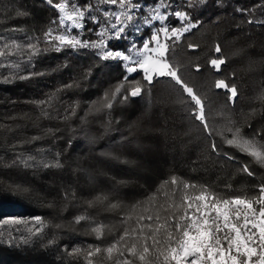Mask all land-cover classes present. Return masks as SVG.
<instances>
[{
  "label": "trees",
  "instance_id": "obj_1",
  "mask_svg": "<svg viewBox=\"0 0 264 264\" xmlns=\"http://www.w3.org/2000/svg\"><path fill=\"white\" fill-rule=\"evenodd\" d=\"M12 3L28 11L30 16L15 18V11L9 10ZM238 8L248 10V15H241ZM194 14L203 21V27L195 35H189L180 50L185 62L201 65V74H190V78L205 88L214 87L216 79L230 83V74L235 71L241 96L232 119L244 135L264 129V104L256 99L264 82V28L246 24L249 18L264 19V0H205L197 4ZM55 16L45 0H0V36L5 40L16 39L20 34L11 29L21 27L29 33L42 32ZM236 25H241L242 30H237ZM86 38L96 39L91 33ZM217 42L229 58L223 74L207 66L211 58L220 55L213 51ZM112 43L125 45L123 40ZM188 44L199 47L189 49ZM66 63L68 67L64 68ZM118 65L117 61H99L89 52L50 51L35 67V71L45 75L12 82H4L0 75V220H31L39 215L51 225L41 237L28 243L21 242L17 232L9 235L15 226H0V232L4 233L0 237V264H84L82 258L74 262L65 250L78 248L83 252L96 245L107 247L112 235L106 231L105 242L101 243L88 225L76 224L74 218L90 214L114 234L122 228L118 222L120 216L131 215L126 226L132 229L137 226L136 216L143 208L150 207L154 215L159 211L163 222V217L171 214L163 209L179 203L185 194L183 183L169 184L157 193L163 181L172 176L196 186L187 190L190 196L207 189L224 199L251 198L256 195L255 186L264 182V169L227 144L222 145L221 151L229 152L236 160L214 163L216 157H208L207 145L196 138L195 128L181 118V110H175L178 100L165 90V85H158L152 97L131 98L116 106L111 117L103 121L111 120L112 130L107 133L102 132L101 122L81 131L78 119L67 124L38 119L39 113L32 102L44 99L52 90L73 80L79 87L65 92L63 100L79 101L82 114L90 102L114 90L121 81L123 68ZM0 73L7 75L4 69ZM216 91L223 93L224 90ZM32 137L40 139L32 141ZM39 149L46 150L44 156L38 153ZM19 153L48 160L59 153L63 167H8ZM243 164H248L256 176L243 173ZM65 192L69 194L67 199ZM99 192L119 202L120 208L109 211L106 204L89 208L88 201ZM154 193L157 198L150 205L146 198ZM133 205H138L134 211ZM165 235L162 231L160 239ZM49 240L55 243L49 244ZM95 264L108 262L101 254L95 258ZM152 264L159 262L152 258Z\"/></svg>",
  "mask_w": 264,
  "mask_h": 264
},
{
  "label": "snow or ice",
  "instance_id": "obj_2",
  "mask_svg": "<svg viewBox=\"0 0 264 264\" xmlns=\"http://www.w3.org/2000/svg\"><path fill=\"white\" fill-rule=\"evenodd\" d=\"M45 2L56 13L45 30L29 33L22 27L13 28L11 31L20 34L18 38L5 40L0 36V69L7 72V75L0 73L4 82L45 75L44 72L35 71V67L40 58L50 51L89 52L99 61H117L118 66L123 68V76L114 90L106 91L99 100L90 102L82 114L79 101L67 103L63 100L65 92L79 87L77 81L52 90L44 99L32 102L39 113L38 119L59 120L65 124L78 119L81 131L101 122L102 132L107 133L112 130L111 120L103 121L111 117L116 106L127 103L131 98L152 97L158 85H165V90L178 100L175 110H181V118L188 122L189 127L195 128L196 138L207 145L208 157H216L214 163L236 160L229 152L221 151L222 145L227 144L251 157L264 169V129H258L250 136L244 135L242 128L236 126L232 119L241 96L235 71L230 74V83L226 79H216L214 87L205 88L190 78V74H201V65L185 62L180 57L182 42L203 27V21L196 17L194 10L197 4H203L205 0H183L182 3H177V0ZM9 10L15 11V18L30 16L28 11L15 3L10 4ZM237 11L241 15H248L246 9L238 8ZM246 24L264 28V19L249 18ZM236 28L242 30L241 25H236ZM87 33L93 34L96 39L86 38ZM122 40L125 41L123 46L112 43ZM198 47L187 45L189 49ZM213 51L220 55L211 58L207 66L215 73L223 74L229 58L224 56L218 42ZM222 66L225 68L222 69ZM63 67L67 68V63ZM88 75L86 72L85 78ZM256 99L264 104V82ZM251 111L255 112L256 109ZM247 126L249 129L252 127L251 123ZM8 130L11 131L10 128ZM39 139L32 137V141ZM38 153L44 156L46 150L39 149ZM8 167L51 169L61 168L63 164L59 153L51 160L19 153ZM241 171L249 177L256 176L248 164L241 165ZM181 183L185 194L179 203L169 204L163 209L171 213L163 217V222L159 211L154 215L150 207H145L136 216L135 228L126 226L132 219L131 215H123L118 221L121 230L112 234L111 229L92 215L85 213L76 216L74 222L88 225L101 243L105 242L106 231L112 235V240L107 247L96 245L83 252L78 248L65 251L74 262L82 258L84 264H95V258L101 254L108 264H152V258L159 264H264V182L255 186L256 195L251 198L234 196L224 199L207 189L190 196L187 190L196 186L172 176L170 180L163 181L157 193L169 184L177 186ZM68 196L65 192V199ZM156 198L154 193L146 199L151 205ZM98 204H106L109 211L120 208L119 202L110 200L104 192L97 193L88 201L89 208ZM136 207L138 205H133V211ZM181 211L182 214L178 215ZM153 221L156 222L155 226ZM7 225L15 226L9 235L19 233L23 243L41 237L51 227L39 215L31 220H0V226ZM162 231L166 234L163 240L160 239ZM3 235L0 232V237ZM53 243L54 240H49V244Z\"/></svg>",
  "mask_w": 264,
  "mask_h": 264
}]
</instances>
